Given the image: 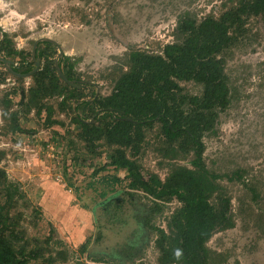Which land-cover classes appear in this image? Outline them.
<instances>
[{"label": "rangeland", "instance_id": "374dc122", "mask_svg": "<svg viewBox=\"0 0 264 264\" xmlns=\"http://www.w3.org/2000/svg\"><path fill=\"white\" fill-rule=\"evenodd\" d=\"M232 1L0 0V56L30 69L35 40L52 37L65 56L58 59L53 45L50 61L64 73L73 65L69 72L82 96L68 99L65 107L62 101L72 86L64 85V95L38 100L31 93L34 75L16 77L0 64V241L40 248L54 264H161L157 228L169 231L181 203L130 189L125 170L109 167L95 174L107 162L109 147H89L73 119L80 115L102 123V109L95 107L92 114L83 104L114 91L132 51L160 53L176 39L183 15L218 16ZM245 28L224 65L231 103L220 112L215 131L202 137L204 168L223 175L215 180L210 200L221 205L228 198L232 204L233 225L217 230L206 243L211 264H264V18H250ZM47 49L40 42L36 55ZM8 50L14 54L7 56ZM41 58L42 68L47 60ZM180 87L190 95L203 90L193 81ZM166 149L162 124L152 121L145 126L142 148L128 155L146 179L161 183L178 167L197 169L193 152ZM236 171L243 173L241 180L225 177ZM106 175L120 177L122 184L102 199ZM86 240L90 244L82 252Z\"/></svg>", "mask_w": 264, "mask_h": 264}, {"label": "trees", "instance_id": "16d2710c", "mask_svg": "<svg viewBox=\"0 0 264 264\" xmlns=\"http://www.w3.org/2000/svg\"><path fill=\"white\" fill-rule=\"evenodd\" d=\"M258 16L264 18V0H233L220 15L199 20L186 13L176 24V39L172 43L166 44L157 54L132 51L128 56L129 68L117 79L114 91L83 104V107H90L92 114L95 107L101 108L102 123L97 119L94 123L88 122L87 117L80 115L73 119L82 126L80 137L89 147L103 144L109 147L107 162L96 169L95 174L109 167L125 170L131 179L130 189L142 190L156 200L174 198L181 203L172 214L169 231L165 233L163 228H157L161 264H211L206 243L217 230L233 225L231 200L224 198L221 205L210 200L217 189L215 180L223 175L209 173L204 168L202 137L215 131L220 112L225 111L232 100L224 69L228 50L244 34L248 20ZM46 44L48 49L40 56L47 61L34 74L36 87L31 89L38 100L49 94L64 95V85L67 86L61 82L56 66L49 59L50 49L55 47ZM7 53L10 56L14 51ZM72 67L69 65V71ZM69 71L65 74L72 79ZM182 81L202 85V93L184 94L180 87ZM69 91V96L62 101L65 107L68 99H82L77 87ZM152 121L162 124L166 150L176 147L177 151L193 152L192 163L197 169L178 167L164 183L156 177L146 179L142 175L139 164L128 155V150L134 154L139 152L145 139V126H150ZM225 177L230 181L241 180L243 173L236 171ZM103 179L107 187L99 192L102 199L122 184L116 175H106ZM156 205L160 210V205ZM2 211L0 206V224L3 223ZM89 244V240L82 244V252ZM0 264H54V259L46 258L40 248L26 250L24 246L16 247L12 241L3 240L0 241Z\"/></svg>", "mask_w": 264, "mask_h": 264}, {"label": "water", "instance_id": "95a60500", "mask_svg": "<svg viewBox=\"0 0 264 264\" xmlns=\"http://www.w3.org/2000/svg\"><path fill=\"white\" fill-rule=\"evenodd\" d=\"M48 42L51 43L52 45L56 46L59 50V55H58V59L63 58L65 56V51L63 50L62 45L55 39H53L52 37H46V36H41L39 39H36L33 45V49H32V54L35 60V67L27 72V73H20L18 71H16L13 66H14V61L11 59H8L4 56H0V63H3L6 67V69L13 74L16 77H29L34 75L36 72H38L39 70H41V64H42V58L41 57H36V52H37V48L40 42ZM56 68H57V72L58 75L60 76V78L62 79V81H64L67 85L72 86V87H79V84L74 81L69 79L65 73L61 70L60 65L58 63H56ZM84 83H88V84H94L93 82H85ZM130 121H133L134 119L132 118H127Z\"/></svg>", "mask_w": 264, "mask_h": 264}, {"label": "flooded vegetation", "instance_id": "af4514ba", "mask_svg": "<svg viewBox=\"0 0 264 264\" xmlns=\"http://www.w3.org/2000/svg\"><path fill=\"white\" fill-rule=\"evenodd\" d=\"M36 57H40V56H37L36 55ZM32 59H33V61H34V66L32 67V68H30V69H25V68H23L22 67V65L20 66V64L19 63H17L15 60H13L14 61V66H13V68L16 70V71H18V72H20V73H27V72H29V71H31L34 67H35V60H34V57H33V54H32ZM12 60V59H11ZM0 64H2V65H4L3 63H0ZM4 67H5V65H4ZM5 69H6V67H5ZM7 70V69H6ZM8 71V70H7ZM9 72V71H8ZM10 73V72H9ZM11 74V73H10ZM13 75V74H12ZM66 75V74H65ZM14 76V75H13ZM33 76V75H32ZM71 80H74V81H76L75 79H71ZM77 83L79 82V81H76ZM81 87V85L79 84V87H77L78 89ZM96 98V97H95Z\"/></svg>", "mask_w": 264, "mask_h": 264}, {"label": "bare ground", "instance_id": "6f19581e", "mask_svg": "<svg viewBox=\"0 0 264 264\" xmlns=\"http://www.w3.org/2000/svg\"><path fill=\"white\" fill-rule=\"evenodd\" d=\"M45 36V35H44Z\"/></svg>", "mask_w": 264, "mask_h": 264}]
</instances>
